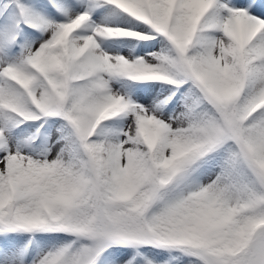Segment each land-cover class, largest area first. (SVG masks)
I'll list each match as a JSON object with an SVG mask.
<instances>
[{
  "label": "snow or ice",
  "instance_id": "obj_1",
  "mask_svg": "<svg viewBox=\"0 0 264 264\" xmlns=\"http://www.w3.org/2000/svg\"><path fill=\"white\" fill-rule=\"evenodd\" d=\"M0 264H264V0H0Z\"/></svg>",
  "mask_w": 264,
  "mask_h": 264
}]
</instances>
